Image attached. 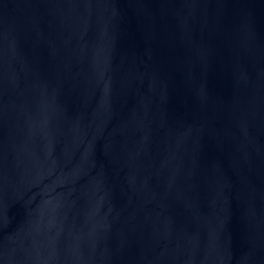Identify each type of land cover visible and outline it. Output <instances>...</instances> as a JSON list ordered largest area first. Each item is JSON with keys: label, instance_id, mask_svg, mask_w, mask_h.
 <instances>
[{"label": "water", "instance_id": "obj_1", "mask_svg": "<svg viewBox=\"0 0 264 264\" xmlns=\"http://www.w3.org/2000/svg\"><path fill=\"white\" fill-rule=\"evenodd\" d=\"M0 264H264V0H0Z\"/></svg>", "mask_w": 264, "mask_h": 264}]
</instances>
